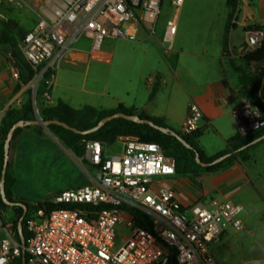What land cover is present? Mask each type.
Masks as SVG:
<instances>
[{
	"label": "built area",
	"instance_id": "1",
	"mask_svg": "<svg viewBox=\"0 0 264 264\" xmlns=\"http://www.w3.org/2000/svg\"><path fill=\"white\" fill-rule=\"evenodd\" d=\"M13 0H0V8ZM184 0H171L178 10ZM17 5L20 6L19 3ZM161 0H65L40 18L22 39L21 53L34 71L27 87L36 118L37 91L48 96L54 73L67 61L76 44L85 39L89 51L100 50L105 40H136L141 25L154 33ZM175 15L165 23V41L176 30ZM255 48L264 41V30L247 31ZM12 76L18 70L11 61ZM232 111L240 135L264 126V116L248 99ZM202 112L190 103L180 133L190 135L201 127ZM122 150L108 151V143L84 140L83 155L74 157L88 183L59 191L46 201L61 207L34 210L26 219L29 239L24 247L27 264H169L173 250L177 264H217L214 246L226 229H244L236 218L238 204L211 200L182 205L176 197L175 164L160 146L136 136H119ZM133 213L145 217L150 230L135 225ZM22 247L11 223L0 219V264H13ZM252 264H264L256 261Z\"/></svg>",
	"mask_w": 264,
	"mask_h": 264
},
{
	"label": "crops",
	"instance_id": "2",
	"mask_svg": "<svg viewBox=\"0 0 264 264\" xmlns=\"http://www.w3.org/2000/svg\"><path fill=\"white\" fill-rule=\"evenodd\" d=\"M187 2V3H186ZM204 3L207 8L199 7ZM188 8L180 19L171 42L165 41V25L156 20L154 33L141 25L136 40H105L99 51L91 53L89 43L81 39L60 68L54 73L48 96L41 103L54 106L62 100L74 109L85 105L96 109H113L119 105L134 108L137 114L163 118L169 129L179 131L190 103L202 112L199 147L207 156L223 150L227 141L239 132L232 111L242 105L246 90L241 89L240 72L255 76L261 63L245 62L243 54L252 49L247 43V31L264 30V0H239L226 39L228 9L216 6L226 0H184ZM94 64V65H92ZM102 66L113 67V77L102 78ZM13 66L7 54L0 52V120L10 108H19L27 99V85L21 86L12 76ZM109 71V72H108ZM107 74L110 73V69ZM105 79V80H102ZM19 89L16 90V86ZM154 85L158 90L148 100ZM59 140L43 128L36 137L32 130H22L12 142L8 154L9 171L15 177L13 194L31 205L42 203L61 190L43 191L34 177L45 167L65 173L73 170L69 158L61 153ZM247 162H234L224 169L196 177L178 175L174 185L179 202L188 206L196 202H233L235 196L252 190L251 172L264 164V144L249 151ZM256 156L263 160L256 162ZM87 178L84 184H87ZM12 222V221H11ZM10 222V223H11ZM239 232L224 233L213 250L217 264H252L264 256L247 261L232 260L230 242Z\"/></svg>",
	"mask_w": 264,
	"mask_h": 264
},
{
	"label": "trees",
	"instance_id": "3",
	"mask_svg": "<svg viewBox=\"0 0 264 264\" xmlns=\"http://www.w3.org/2000/svg\"><path fill=\"white\" fill-rule=\"evenodd\" d=\"M238 1L239 0H226V7L229 11L223 37V45L225 48L224 53H226V39L228 31L230 28L234 27V24H231L230 22L236 12ZM12 28L13 25L9 23L4 24L1 28L0 50L4 49L6 50L5 52L9 54L10 60L13 61L14 66L18 70L17 80L19 84L21 86H26L32 80L34 71L30 64L23 57L20 50L17 48V45L11 36ZM242 59L245 62L261 63L262 65L257 74L251 77L237 68L232 60L229 61L231 66L240 72L239 80L241 89H249V92L247 93L248 99L264 116V85L260 91L261 81L264 75V41L261 42L257 47L246 51L243 54ZM19 87L20 86L17 85L16 90H18ZM46 90L47 89L45 86H41L37 91L36 97L37 113L42 121L56 120L63 122L69 127L75 128L78 131H85L95 126L96 123L103 117L115 113H124L126 115H138L141 118L150 120L155 125L160 127H168L165 124L163 118L137 114L134 108H126L122 105H119L113 109H96L88 105H85L79 109H74L64 101L58 100L54 106H45L41 103V101L43 99V93L46 92ZM157 90L158 85H154L148 97L149 101L154 98ZM26 94L27 99L21 104V106L19 108L8 109L0 120V175L4 158L3 143L9 128L17 121H29L36 118L31 102L30 89L28 87ZM46 129L53 136L57 137L59 142L77 157H81L83 155L82 141L84 140L98 141L101 143H113L119 136H136L141 141L158 144L163 154L166 157L172 158L174 160L176 174L188 177L216 173L234 162H247L250 159L249 151L261 144H264V139H262L255 144L248 145L255 139L264 135V126L245 136H242L238 133L235 137L227 141V144L223 150L212 156H207L197 143V139L201 134L200 130H197L190 135H182L179 131L171 129L189 144L190 148H187L178 139L171 136L170 134H164L146 124H137L121 118L113 119L105 123L96 132L87 135L74 133L71 130L65 129L64 127L57 124H49ZM22 130H32L36 134V137L43 134V127L41 126L31 125L17 128L13 133L9 151L11 149L13 140ZM196 153L199 155V158L203 163H209L225 154H229V156L217 164L211 166H201L196 162ZM15 180V177L9 171L8 163L4 181V192L6 199L10 202H21L26 206V211L24 212V209L20 206L9 207L5 205L0 197V215L1 211L11 210L13 212L14 217L11 222V226L16 234L17 240H19L18 221L22 219V232L26 245L30 236L26 230V219L30 217L31 213L37 209H45L48 211L61 206L50 204L47 201L37 203L36 205H31L27 200L16 197L12 191ZM133 218L136 226L150 230V225L145 217L138 213H133ZM24 257L25 264H27V256L25 255ZM168 263L177 264L173 250L170 251ZM13 264H23L22 253L14 260Z\"/></svg>",
	"mask_w": 264,
	"mask_h": 264
},
{
	"label": "rangeland",
	"instance_id": "4",
	"mask_svg": "<svg viewBox=\"0 0 264 264\" xmlns=\"http://www.w3.org/2000/svg\"><path fill=\"white\" fill-rule=\"evenodd\" d=\"M63 2H65V0H13L11 3L0 8V30L4 24H12L11 36L17 48L20 50L24 34L32 30L40 18L50 16L55 10L61 9V4ZM17 3H19L20 6L17 5ZM188 8V5L185 4L176 10L171 4V0H161L160 13L157 17V21L165 25L166 21L171 19L174 15L176 19L181 20L183 13ZM193 8L206 9L207 6L204 3H200L199 7L193 6ZM225 8H227L226 4L225 6L221 4L215 7V9L220 11ZM5 51L4 49L0 50L1 53L7 54L10 58L9 54ZM109 69L110 73L107 74ZM101 70L103 71L102 78L108 76H110L109 78L113 77V67L108 68V66H102ZM34 114L36 117L35 111ZM58 145L61 153L69 158V161L73 165V170L60 173L51 167H45L39 175L34 177L35 183H37L43 191H52L63 187L74 188L85 185L84 181L86 175L82 167L78 166L74 159V157H79L75 156L61 143ZM121 150L122 147L118 141L115 140L113 143H108L109 153L118 154ZM262 160L260 156H256L255 158L256 162H261ZM257 169L258 166L256 165V171L251 172L252 190L247 188L233 199V202H240L242 204V209L238 212L236 218L240 219L244 225L243 231L237 233L239 238L229 243L232 249V260L234 262L243 260V262L246 263L251 259L264 256V164L260 166L259 170ZM13 217L14 214L11 210L1 211L0 219L3 224L10 223ZM225 233L231 234L234 233V231L228 227ZM216 246H214V248Z\"/></svg>",
	"mask_w": 264,
	"mask_h": 264
},
{
	"label": "water",
	"instance_id": "5",
	"mask_svg": "<svg viewBox=\"0 0 264 264\" xmlns=\"http://www.w3.org/2000/svg\"><path fill=\"white\" fill-rule=\"evenodd\" d=\"M264 85V75L262 77V81H261V87H260V91L262 89ZM116 118H121V119H125L127 121H131L137 124H146L149 125L150 127L164 133V134H170L171 136L175 137L176 139H178L185 147L190 148L189 144L180 136L178 135L176 132L172 131L171 129H169L168 127H160L155 125L153 122H151L150 120L144 119L139 117L138 115H126L124 113H115L106 117H103L102 119H100L95 126H93L90 129H87L85 131H78L75 128L69 127L67 124L63 123V122H59L56 120H50V121H42L41 119H37L35 118L34 120H29V121H17L16 123H14L8 130L4 143H3V151H4V158H3V165H2V169H1V175H0V197L2 199V201L4 202L5 205L9 206V207H13V206H20L24 209V212L26 211V206L24 204H22L21 202H10L6 199L5 196V192H4V181H5V173H6V169H7V164H8V154H9V147H10V142L13 136L14 131L17 128H21L24 126H31V125H36V126H41L43 128H47V126L49 124H57L60 125L62 127H64L65 129H69L74 133L77 134H81V135H87V134H91L93 132H96L98 129H100L105 123L116 119ZM264 139V135L262 137H259L257 139H255L254 141H252L251 143H249L248 145H252L255 144L256 142L260 141ZM229 154H225L222 155L218 158H216L215 160L209 162V163H203L200 158L199 155L196 153L195 154V158H196V162L201 165V166H211L214 164L219 163L220 161H222L223 159H225L226 157H228ZM18 237H19V242L20 245L22 247V261L23 264H25V254H24V247H25V239L23 237V232H22V219H20L18 221Z\"/></svg>",
	"mask_w": 264,
	"mask_h": 264
},
{
	"label": "bare ground",
	"instance_id": "6",
	"mask_svg": "<svg viewBox=\"0 0 264 264\" xmlns=\"http://www.w3.org/2000/svg\"><path fill=\"white\" fill-rule=\"evenodd\" d=\"M63 6V3L61 4V7Z\"/></svg>",
	"mask_w": 264,
	"mask_h": 264
}]
</instances>
